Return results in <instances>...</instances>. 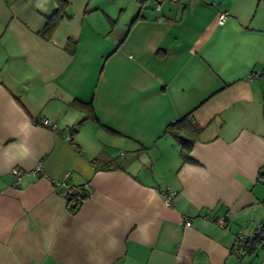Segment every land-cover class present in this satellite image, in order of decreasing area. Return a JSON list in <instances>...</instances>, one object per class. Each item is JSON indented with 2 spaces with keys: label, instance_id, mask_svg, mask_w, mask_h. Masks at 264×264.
Returning <instances> with one entry per match:
<instances>
[{
  "label": "crops",
  "instance_id": "1",
  "mask_svg": "<svg viewBox=\"0 0 264 264\" xmlns=\"http://www.w3.org/2000/svg\"><path fill=\"white\" fill-rule=\"evenodd\" d=\"M66 1L0 0V264H264V0Z\"/></svg>",
  "mask_w": 264,
  "mask_h": 264
},
{
  "label": "trees",
  "instance_id": "2",
  "mask_svg": "<svg viewBox=\"0 0 264 264\" xmlns=\"http://www.w3.org/2000/svg\"><path fill=\"white\" fill-rule=\"evenodd\" d=\"M138 1L141 5H145L150 0H138ZM56 3L58 7L57 10L52 16L46 17L44 28L40 32V35L46 40H51L55 35L56 31L58 30V28L60 27V25L64 21L71 19L68 1L56 0ZM113 22L114 21H111V23ZM78 105L83 106L82 103H78ZM89 106L91 107L92 105ZM89 117L91 118V113L89 114V116L81 120L76 130H78L84 124V122L89 119ZM263 117H264V108H263ZM165 132L166 134L172 136L179 142L181 147L180 156L182 163L185 164V163L194 162L190 154L192 152L194 144L196 143L197 139L203 132V128L198 125L192 114L186 115L180 120L171 123L166 128ZM110 166H112V164H104L100 168H109ZM78 187L82 189L81 200L75 201L72 200V198L67 197L69 202L68 206L71 212H75L83 204L84 202L83 200L87 199L89 196V193L87 192L85 185H79ZM263 244L264 242L261 236L258 235L254 238H251L245 246L246 254L248 255L255 254Z\"/></svg>",
  "mask_w": 264,
  "mask_h": 264
},
{
  "label": "built area",
  "instance_id": "3",
  "mask_svg": "<svg viewBox=\"0 0 264 264\" xmlns=\"http://www.w3.org/2000/svg\"><path fill=\"white\" fill-rule=\"evenodd\" d=\"M166 0H155L156 2V8L155 10L156 11H160L161 9V4L164 3ZM173 2H180V0H172ZM229 17V14L227 11L225 10H222L220 11L219 13V17H218V21L220 24H224L226 22V20L228 19ZM40 125L45 127V128H48V129H51L53 130L54 132H57L58 131V128H57V125L55 123H53L51 120L49 119H42L40 121ZM66 139L68 141L72 140L71 139V136L70 135H67L66 136ZM38 170H41V167L38 168ZM12 175L15 177V180H16V183L17 184H20L23 177L25 176V171L19 169V168H14L12 169L11 171ZM63 186L64 187V194L66 197H70L72 198V200H75V201H79L81 200V193H82V189L79 188L78 186H74V185H71L70 183H68L67 181H62V182H56V187H61ZM164 197L166 198L167 202L168 203H171L172 201V197H173V194L171 192H164ZM86 200V199H85ZM83 200V201H85ZM218 223L221 225V226H226L227 223H228V218L227 217H221L218 219ZM263 232V227H261L256 235V236H260ZM251 238L244 235L243 233H237L235 235V240H234V247L237 249V250H242L245 248L247 242L250 240Z\"/></svg>",
  "mask_w": 264,
  "mask_h": 264
},
{
  "label": "rangeland",
  "instance_id": "4",
  "mask_svg": "<svg viewBox=\"0 0 264 264\" xmlns=\"http://www.w3.org/2000/svg\"><path fill=\"white\" fill-rule=\"evenodd\" d=\"M153 3H154V2L151 1L147 7H152V6L154 5Z\"/></svg>",
  "mask_w": 264,
  "mask_h": 264
},
{
  "label": "water",
  "instance_id": "5",
  "mask_svg": "<svg viewBox=\"0 0 264 264\" xmlns=\"http://www.w3.org/2000/svg\"><path fill=\"white\" fill-rule=\"evenodd\" d=\"M264 226V225H263Z\"/></svg>",
  "mask_w": 264,
  "mask_h": 264
}]
</instances>
